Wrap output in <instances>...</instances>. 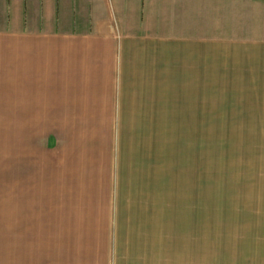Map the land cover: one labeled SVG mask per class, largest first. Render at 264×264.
<instances>
[{"label": "crops", "instance_id": "obj_1", "mask_svg": "<svg viewBox=\"0 0 264 264\" xmlns=\"http://www.w3.org/2000/svg\"><path fill=\"white\" fill-rule=\"evenodd\" d=\"M4 1L0 86H15L19 136L0 264H264V37L237 45L240 193L223 221L236 238L215 254L206 201L159 193V130L141 126L165 122L166 86H213L212 42L167 35L163 0H124L119 31L100 0L87 14L83 0Z\"/></svg>", "mask_w": 264, "mask_h": 264}, {"label": "rangeland", "instance_id": "obj_2", "mask_svg": "<svg viewBox=\"0 0 264 264\" xmlns=\"http://www.w3.org/2000/svg\"><path fill=\"white\" fill-rule=\"evenodd\" d=\"M123 1L100 0L102 21L116 31L124 26L125 15L121 18L119 13ZM164 2L170 16L166 21L167 35L212 42L214 83L213 86H166L165 122L141 126L151 135L153 130L156 133L159 130V164L151 170L158 175L159 183L155 187L159 193L191 194L198 196L199 201H206L198 203L199 232L209 234L217 254L231 235L236 238V228L225 227L223 221L236 216L240 193L238 86L234 69L237 45L254 36L264 37V0ZM83 3H87L85 14L91 13L90 0ZM14 87L0 86V197L11 196L14 190L15 144L19 136L14 120ZM18 125L24 127V123ZM129 129L133 130L132 123L122 124L123 147L130 154L134 139L127 136L131 134ZM145 143L153 148L152 139H146ZM127 187L131 188L129 184Z\"/></svg>", "mask_w": 264, "mask_h": 264}]
</instances>
